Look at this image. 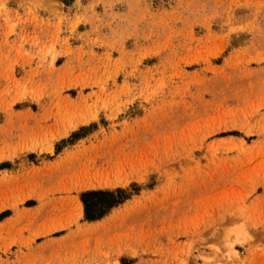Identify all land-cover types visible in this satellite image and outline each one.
<instances>
[{
  "label": "rangeland",
  "instance_id": "obj_1",
  "mask_svg": "<svg viewBox=\"0 0 264 264\" xmlns=\"http://www.w3.org/2000/svg\"><path fill=\"white\" fill-rule=\"evenodd\" d=\"M0 264H264V0H0Z\"/></svg>",
  "mask_w": 264,
  "mask_h": 264
},
{
  "label": "trees",
  "instance_id": "obj_2",
  "mask_svg": "<svg viewBox=\"0 0 264 264\" xmlns=\"http://www.w3.org/2000/svg\"><path fill=\"white\" fill-rule=\"evenodd\" d=\"M128 198L129 195L124 190L85 192L80 197L85 219L88 221L102 218L112 208L122 204Z\"/></svg>",
  "mask_w": 264,
  "mask_h": 264
},
{
  "label": "bare ground",
  "instance_id": "obj_3",
  "mask_svg": "<svg viewBox=\"0 0 264 264\" xmlns=\"http://www.w3.org/2000/svg\"><path fill=\"white\" fill-rule=\"evenodd\" d=\"M78 214H79V213H78ZM78 214H77V215H78ZM175 226H176V225H175ZM172 228H173V227H172ZM174 228H175V227H174ZM245 252H246V251H245Z\"/></svg>",
  "mask_w": 264,
  "mask_h": 264
}]
</instances>
